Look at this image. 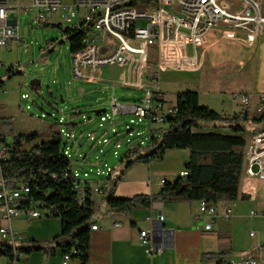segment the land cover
I'll return each mask as SVG.
<instances>
[{
	"label": "built area",
	"instance_id": "built-area-1",
	"mask_svg": "<svg viewBox=\"0 0 264 264\" xmlns=\"http://www.w3.org/2000/svg\"><path fill=\"white\" fill-rule=\"evenodd\" d=\"M33 12V27H40L50 18L62 13L61 22L68 28L82 29V47L72 56V74L77 79L96 81L95 73L103 67H117L134 83L125 82L124 86L144 88L146 98L140 102L123 103L116 98L109 102V112L97 115L100 122H112L115 115H130V124L149 121L163 125L169 117H174V106H166L160 101V75L164 70L191 71L201 67L199 51L209 49L212 39L228 42L230 45H244L250 55L256 42L264 37V16L260 0H0V49L10 50L13 44L21 42L19 16ZM138 21L145 25L138 26ZM219 46H222V45ZM212 51V50H211ZM243 65L241 62L239 63ZM11 64L9 69H16ZM27 96H21L26 98ZM230 99L239 110L249 107V98L244 94H231ZM264 110V94L258 95L256 112ZM63 154L68 157V144L73 139L71 133ZM89 140L94 141L92 134ZM97 142V141H96ZM103 142H106L105 140ZM5 146L0 138V217L9 225L13 220L40 218L42 211L33 205H23V196L29 193L27 184H18L13 190L5 187L1 163L5 159ZM246 177L264 181V124L255 131L245 152ZM75 178V190L82 200L87 193L102 196L101 188H90L83 174L70 168ZM110 169L101 172L108 176ZM182 171L179 177H185ZM83 182V187L80 184ZM164 181H161V187ZM106 185V184H104ZM251 217L263 216L264 207L252 210ZM232 211L225 203L207 207L200 201L197 213L191 216L193 223H201L197 231L209 232L215 220L228 221ZM158 222L163 217L157 218ZM118 225V224H117ZM92 231L97 230L92 225ZM253 237V233L249 234ZM139 239L145 254L154 257L160 250L152 246L150 233L140 231ZM0 241L9 243L14 249L20 242L17 235L7 228H0ZM21 255L7 264H16ZM69 255L62 256L61 264H68ZM224 264H264L251 254L238 259H229Z\"/></svg>",
	"mask_w": 264,
	"mask_h": 264
},
{
	"label": "crops",
	"instance_id": "crops-1",
	"mask_svg": "<svg viewBox=\"0 0 264 264\" xmlns=\"http://www.w3.org/2000/svg\"><path fill=\"white\" fill-rule=\"evenodd\" d=\"M262 14L264 16L263 11ZM198 59L201 67L197 70H164L162 72L185 73L186 80L189 75L198 76L200 72L218 69L217 74L211 73L213 77L210 79L215 78L213 80H216L218 78L223 83L219 87H207L201 85L200 82L199 89L196 91L199 104L208 107L207 103L201 101L207 92L228 91L229 106L219 107L220 112L218 113L231 116L240 111L230 99L231 94L248 96L249 107L256 108L258 95L264 94V37L256 42L250 55L243 61V65L231 59H224L221 62L211 64L210 57L204 48L200 49ZM252 59L253 62L248 68ZM208 81L209 78L203 83ZM125 82L134 83L133 76L124 77L118 83L121 85ZM160 92L166 106L175 105V103L166 104L161 84ZM122 123V118L114 119L106 124V130H100L96 134L94 137L95 146L103 144L104 149L99 153L105 155L92 164L88 160L87 153H83L81 148L76 151V144L72 145L71 149L76 152L74 153L72 169L77 172L82 171L85 167L89 169L87 172L84 170L83 174H87L84 179L88 181L90 188L108 189V177L111 180L115 179L123 169L121 168L118 173L113 174V169L107 165L109 156L112 154L117 157V150L124 143L123 138L118 133H114V138H109L108 130L111 127H119ZM147 123L146 133L138 134V138L134 139L133 142L127 139L129 150L136 145H146L153 132L165 128L162 125L151 124L149 121ZM79 136L83 138L82 134ZM79 136L78 139H80ZM129 136L133 137L132 135ZM250 138L246 139L244 168L239 181V194L243 195L244 199L238 198L234 202H224L232 211V217L228 221L217 219L213 223L212 230L208 233L197 231L196 227L201 226V223H193L191 216L197 213L199 202L170 203L155 200L148 208L134 209L125 215H105L104 193L100 196L92 192L91 200L94 202V209L98 211L93 217L92 225H96L97 230L90 232L86 261L82 262L78 258H70L68 264H224L229 259L236 260L244 254H251L254 258L264 260V217H251L249 215L250 211L260 210L264 207V181L246 177L244 173L245 152L250 143ZM104 140L106 142H103ZM107 147L108 151L105 152ZM188 158L189 152L187 150H171L165 153L160 162L152 161L148 165L135 164L131 166L124 172L122 179L115 184L112 191L113 197L130 199L136 196L156 195L161 189V181L172 182L178 178L179 173L184 171V165ZM102 167L111 170L108 176L101 173L104 172ZM42 215L35 219L13 220L10 225L0 217V228H7L17 235L23 244L30 241L50 240L60 233L61 221L57 218L46 217L43 212ZM159 216L163 217L162 222L157 221ZM140 231L150 233L152 246L159 249L160 254L152 258L145 254L139 239ZM251 233H253V237L249 236ZM223 234L228 236V244L221 241L220 236ZM225 248H229L228 255L222 254ZM7 262L6 259L0 258V264H7ZM61 262L62 255L60 251H57L54 256H44L41 253L24 254L20 256L16 264H61Z\"/></svg>",
	"mask_w": 264,
	"mask_h": 264
},
{
	"label": "trees",
	"instance_id": "trees-1",
	"mask_svg": "<svg viewBox=\"0 0 264 264\" xmlns=\"http://www.w3.org/2000/svg\"><path fill=\"white\" fill-rule=\"evenodd\" d=\"M62 32L67 37L70 53L77 52L82 47L83 30L65 27ZM174 113L175 116L169 117L162 125L165 128L153 132L146 145H136L128 150L121 159V163L127 161L118 177L112 180L108 177L109 187L103 189L105 215H125L134 209L148 208L155 200L170 203L202 201L210 207L244 199L239 194V181L246 144L243 123L247 121L248 113L245 109L226 116L200 105L198 93L186 90L176 94ZM261 113L253 121H264V110ZM0 121L4 119L0 118ZM56 126L49 124L47 139L43 134L34 133L15 136L11 143H6L0 136L5 146V159L1 163L5 187L13 190L18 184H27L29 193L23 196V205L26 208L33 205L46 217L61 221L60 233L50 240L19 242L14 249L9 243L0 241V258L8 262L14 259V254L54 256L57 251L82 262L87 259L94 202L89 191L82 200L79 199L75 178L70 171L71 162L63 154L64 146ZM171 150L189 152L184 165L185 177L164 181L160 191L153 196L113 197L115 184L128 168L135 164L160 162ZM220 239L224 244L229 243L227 235H221ZM222 254L228 255L229 248H225Z\"/></svg>",
	"mask_w": 264,
	"mask_h": 264
},
{
	"label": "rangeland",
	"instance_id": "rangeland-1",
	"mask_svg": "<svg viewBox=\"0 0 264 264\" xmlns=\"http://www.w3.org/2000/svg\"><path fill=\"white\" fill-rule=\"evenodd\" d=\"M63 2L68 4L69 0H63ZM260 2L264 13V0ZM32 18L33 12L19 16V34L22 43L13 44L10 50L0 49V83L2 84L0 118L4 119L0 121V136L5 138L6 143H11L15 136L34 133L43 134L44 139H47L48 126L54 123L57 125L55 129L60 133L63 146L67 141L66 135L69 133L73 135V139L67 146L71 167L73 168L74 153H76L71 149L73 144H76V149L74 148L76 151L81 148L83 153L88 154V160L92 164L105 154L101 153L104 149L103 144L95 146V142L89 140V136L92 134L96 137L100 130H106V124L109 123V120L100 122L94 112L104 110L108 113L111 98H116L123 103L140 102L147 96L145 90L135 86L120 85L118 82L129 76L117 67L99 69L95 73L96 81L75 78L72 74L69 44L62 32L66 25L60 23L62 13L53 15L49 22L40 27L32 26ZM145 23V21H138L137 25L143 26ZM58 25L60 28L57 27ZM220 44L221 40L212 39L210 48L205 49L211 64L224 59L243 64L249 56L243 43L238 46L230 45L228 42H223L222 46H219ZM49 50L52 51L49 52ZM252 62L253 59L250 60L248 68ZM11 64H17L16 69H9ZM217 70L200 72L198 76L189 75L186 80L185 73L162 72L160 84L166 104H174L178 92L197 91L200 82L207 87L221 86L223 83L221 79H210L213 77L211 73L217 74L219 72ZM208 78L209 81L203 83ZM32 80L38 81L36 90L29 86ZM21 96L27 97L21 99ZM228 96V91H212L207 92L201 101L207 103L209 109L220 112L219 107L229 106ZM245 111L248 113V119L243 126L245 139L248 140L263 126L264 121H253V118H259L263 114L257 113L255 107H248ZM121 118L123 123L119 127H111L108 130L109 138H112L114 133H118L124 140L121 148L117 150L118 156L114 157L111 154L108 158L107 165L113 169V174L118 173L119 169L125 166L127 160L121 163V159L129 150L127 139L135 141L138 134L146 133L148 128L146 120L130 124V119L133 118L130 115H115L113 120ZM80 134L83 138H80ZM106 151L108 147L105 148ZM84 170L87 172L89 169L85 167L82 171L79 170L80 177L83 176ZM102 170L105 172L106 168L102 167ZM80 186L83 187V182ZM97 213L95 209L93 217Z\"/></svg>",
	"mask_w": 264,
	"mask_h": 264
},
{
	"label": "water",
	"instance_id": "water-1",
	"mask_svg": "<svg viewBox=\"0 0 264 264\" xmlns=\"http://www.w3.org/2000/svg\"><path fill=\"white\" fill-rule=\"evenodd\" d=\"M52 50H49V52H51ZM48 53V52H47ZM46 53V54H47ZM45 54V55H46ZM29 86L32 88V89H34V90H36L37 89V87H38V81H35V80H32V81H30V83H29ZM104 112V110H98V111H95L94 113L96 114V115H99V114H101V113H103Z\"/></svg>",
	"mask_w": 264,
	"mask_h": 264
}]
</instances>
